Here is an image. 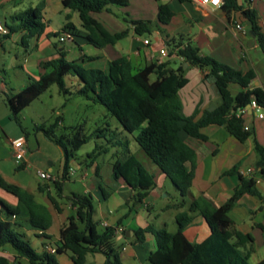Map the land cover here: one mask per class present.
Returning <instances> with one entry per match:
<instances>
[{
	"label": "trees",
	"instance_id": "1",
	"mask_svg": "<svg viewBox=\"0 0 264 264\" xmlns=\"http://www.w3.org/2000/svg\"><path fill=\"white\" fill-rule=\"evenodd\" d=\"M40 1L45 4L47 0ZM62 5L78 14L81 25L77 28L67 18V23L59 32L53 34L54 37L60 38L61 35L79 37L96 48H104L117 44L129 34L128 30L112 34L92 17L93 13L108 11L112 5L126 7L129 5V0H62ZM222 9L227 14L240 11L249 20L252 33L264 52V34L258 27L256 13L250 9L243 10L239 0H224ZM43 10L44 8L38 6L30 7L13 16L12 21L16 25L6 26L9 34L5 36L23 32L22 44L27 46V37L38 36L46 28ZM173 16L174 13L168 4L159 6L160 26L168 25ZM127 22L140 36L152 32V22L132 19H128ZM47 37L49 38L50 35ZM166 45L170 49L169 58L177 56L183 61L177 69L171 67L170 60L136 68L128 58L121 57L111 62L108 70L104 72L84 67L85 63L94 61V58L81 56L69 61L66 58L67 52L57 49L59 57L43 64L45 73L39 80L30 82L15 95L6 96L12 117L19 122V114L54 85L67 93L65 78L73 75L81 82L77 95L103 105L117 119L121 128L134 137L135 142L151 162L170 180L179 196L185 198L195 180L196 152L182 140L181 133L184 132L191 138L206 142L208 138L202 134V129L216 125L225 127L230 135L240 142H245L252 134L250 130H245V122L237 117V113L245 109L254 99L264 108V90L260 87H250L256 78L254 71H238L210 56L202 55L199 48L182 35L166 41ZM184 64L206 72V78L214 83L221 98V103L216 109L205 112L197 121L193 117L183 115L178 96L179 90L189 82ZM152 76H155L154 80L151 79ZM234 84L242 89L235 96L230 91V86ZM61 120L62 118L58 117L49 128L37 127V129L43 130L46 139L63 149L66 161L62 179L67 180L71 153L80 150L83 145L94 139V134L85 135L81 129H74L71 138L68 139L71 145L70 151L64 141L65 137L55 135ZM97 138L102 137L97 136ZM117 145H125L129 151L128 141L112 143L111 140H107V147L96 145L89 157L97 158L108 153L109 146L117 147ZM256 150L261 158L260 166L263 168L264 148L257 145ZM235 173V169L227 172L228 175ZM113 175L115 179L124 180L135 191L127 204L129 213L141 205L156 188L155 175L146 170L131 154L124 160H115ZM239 177L240 188L236 189L233 196L219 208H214L202 197L194 198L187 211L176 215L175 232L165 229L155 230L152 226L138 230L135 233L136 242L142 244L147 234H152L156 239L157 249L149 255L148 262L150 264H249L254 252V238L239 231H230V223L226 220L242 195L257 194L252 179ZM53 183L60 194L63 184L58 180ZM97 187L103 198L107 199L111 194L101 180L97 182ZM0 188L26 207L29 213L28 223L34 229L43 232L50 229L52 216L49 210L38 203L31 193L6 182L1 176ZM50 200L54 201L52 198ZM70 200L76 212L68 218L66 225L60 230L55 255L47 252L37 254L24 237L15 231L13 224L1 216L0 249L11 247L18 258L27 259L30 264H58L56 256L60 254L68 255L72 264H85L88 254L104 255L107 259L106 264H122L114 243L116 228L106 227L102 233L96 230L92 196L72 194ZM195 215L203 217L211 231L208 238L201 243H192L185 235V229L194 222ZM0 264L8 263L0 258ZM257 264H264V260Z\"/></svg>",
	"mask_w": 264,
	"mask_h": 264
},
{
	"label": "crops",
	"instance_id": "2",
	"mask_svg": "<svg viewBox=\"0 0 264 264\" xmlns=\"http://www.w3.org/2000/svg\"><path fill=\"white\" fill-rule=\"evenodd\" d=\"M24 1L0 0V21L5 26H8L6 14L13 18L16 14L21 13H17V10ZM50 3L55 7L56 13L65 17L64 25L69 18L77 28L80 27L81 22L78 14L64 8L62 0L46 1L43 7L44 20H46L47 9L51 6ZM161 4H168L174 13L172 20L166 26L158 24V8ZM239 5L243 10L250 9L256 13L258 27L263 33L264 0H239ZM8 7H11L12 10L6 12ZM75 17L78 19V25L72 21ZM92 17L112 34L125 30H128L129 34L117 44L108 45L104 48H96L88 44L85 39L74 37L72 40L79 48L78 54H70L71 50L62 47L63 45L55 47L56 51L47 57L37 54L34 65L39 71V78L45 73L43 64L59 57L57 49L65 50L67 59L70 56L73 60L81 56L94 58V61L85 63L84 67L99 69L98 66L101 65L102 69L99 70L104 72L108 70L111 62L121 57L128 58L136 68L170 60L171 67L177 69L183 63L182 59L177 56L162 57L157 48L161 44L166 45V41L182 35L191 40L199 48L202 55L210 56L238 71H254L256 78L250 87H260L264 90V52L256 36L252 33L251 23L240 11L227 14L222 7L215 8L204 5L202 0H129V5L126 7L112 5L108 11L93 13ZM128 19L152 22V32L142 36L136 34L134 27L127 22ZM237 24H240L243 30H238ZM12 36L13 34L9 37L0 34V59L2 55H6L1 54V52H7L5 49L8 44L7 41ZM145 41H149V44L146 45ZM86 47L89 48L86 49ZM166 47L170 52L169 47L167 45ZM184 69L189 82L179 90L178 96L182 104L183 115L193 117L197 121L205 112L216 109L221 103V98L214 83L206 78V72L188 64H184ZM21 70L27 76V80H21L15 74L14 79L21 81V85L18 87H15L12 81L7 78L6 70H0V176L6 182L28 191L38 203L45 206L52 216L50 229L55 224L56 232L51 234L48 233L50 229L46 232L34 229L28 223L29 213L26 207L1 188L0 216L12 223L17 233H33L40 242L41 253L51 254L49 250L56 249L60 230L66 225L68 218L75 215L76 209L71 204V195H90L93 201L96 200L99 203L97 207L94 205L95 213L93 216L97 232L102 233L109 226L116 228L114 243L121 263L150 264L148 258L157 249L156 239L152 234H147L144 242L140 244L135 239V233L138 230L152 226L155 230L165 229L169 232H175L177 227L174 228L173 223H176V215L179 212L187 211L194 198L202 197L214 208H219L233 196L236 189L240 188L239 176L252 179L257 194L242 195L226 220L230 223V231H239L254 238V252L249 261L257 256L258 252L264 251V167L260 166L261 158L256 150L257 145L264 148V117L259 118L255 111L248 112L245 124L250 127L252 136L245 142L238 141L223 126L213 125L202 129V134L208 138L206 142L191 138L182 132V140L196 152L195 180L189 194L185 198H181L178 193V196H174L167 192L162 196L167 190L165 185L168 179L148 158L149 162L147 163L150 165L148 171L155 175L156 188L150 192L141 205L129 213L127 204L135 191L124 180L114 178L113 164L116 152L112 153L110 159L112 162L108 167L109 170L105 173H103L101 164L97 162L101 156L91 158L88 154L91 161L89 164H84L83 173L78 177L83 191L70 190L69 195L64 193L65 184L70 181L72 176L76 175L78 169L74 167V162L71 163L69 160L68 179H62L66 160L61 147L56 145L63 157V162L60 161V168L56 175H54L56 159L51 155L46 156V153L40 149L33 153L28 147L24 161L19 163L16 160L11 141L20 136H25V134L20 135L17 126H15L16 123L12 120V112L7 105L6 96L19 93L35 80L29 71L22 67ZM230 91L235 96L242 89L234 84L230 86ZM132 138L134 139L133 136ZM115 148L110 147L106 154L111 153ZM43 158L48 160V165L42 163ZM232 169H235L236 173L228 175L227 172ZM40 172L52 173V176L63 184L62 192L59 194L53 181L41 179ZM99 180L106 188L108 187L111 193L107 199L103 198L97 187ZM50 198L54 201L52 202ZM160 198L163 206L160 211L156 212L154 207L156 200ZM183 200L184 203H182ZM170 223L172 224L171 227ZM169 228H172L171 231ZM210 233V228L205 219L198 215H195L194 222L185 229V235L192 243L203 242ZM91 255L95 254H88L85 264H106L107 259L104 262H99L91 259ZM63 257H67L68 262L62 261ZM0 258L5 259L8 264H19L20 260L24 259L18 258L16 252L12 248L10 250L9 247L0 249ZM56 259L58 264H72L68 255L60 254L56 256ZM262 260L264 257L259 259L257 263Z\"/></svg>",
	"mask_w": 264,
	"mask_h": 264
},
{
	"label": "rangeland",
	"instance_id": "3",
	"mask_svg": "<svg viewBox=\"0 0 264 264\" xmlns=\"http://www.w3.org/2000/svg\"><path fill=\"white\" fill-rule=\"evenodd\" d=\"M44 3L39 0H25L22 5L19 6L18 12H23L29 7H42ZM52 3H50L51 5ZM45 5V4H44ZM11 7L6 8L7 11H11ZM5 13V12H4ZM7 24L9 27L16 25L9 14H6ZM44 22L46 23V28L44 32L35 37H27V46L22 44V39L24 38L23 33H14L11 39H8V44L6 45L7 52L1 54L0 59V70L4 69L7 71V78L12 81L15 87L21 85V81L14 79L16 74L21 80H27V76L22 72L21 67L30 72L33 77V81L39 80V71L35 68L34 63L36 62L37 54H41L43 57H47L53 54L56 50L55 47H65L71 50L70 54H78L79 48L73 40H67L65 42H60L59 37H54L53 34L59 32L66 22L65 17L59 15L55 11V7L51 5L47 9ZM50 19V21H49ZM48 20V21H47ZM74 23H78V19L75 17L72 20ZM78 25V24H77ZM50 35L48 38L47 36ZM89 47H86L88 49ZM67 60L72 61L73 58L70 56ZM29 66V67H28ZM102 69V66H98ZM152 80L155 76H152ZM67 93L62 92L57 85L52 86L45 93H43L37 100H35L29 107L24 109L18 116L19 122H16L13 117L12 120L16 123L20 135L25 134L29 141L30 152L36 153L39 151H44L47 155H51L56 159V165L54 167L55 174H57L60 163L63 162V157L60 149L56 147L54 143L46 139L43 130L37 129V127H42L43 129L49 128V126L61 117V123H59L57 129L55 130L56 137L64 136L65 143L71 151V145L68 139L71 138V133L74 129H81L85 135L94 134V139H92L87 144L83 145L78 151L71 153L70 161L74 162V167H76V175L72 176L70 181L65 184L64 193L69 195L70 190L82 192L83 188L78 181V177L83 173L85 168V163L89 164L91 159L88 158L96 145H104L107 147V140H111L112 143L115 142H127L129 146V151L125 145H117L115 149L109 154H102L101 157L97 159V162L101 164L103 173L107 172L109 165L112 162V153L116 152L115 160H124L127 155H134L143 165L146 170L150 169L148 156L139 147V145L132 138V135L124 131L119 122L115 117H113L108 110L101 104L95 103L83 96L77 95V91L81 88L80 80L73 76L68 75L65 78ZM234 91V89H231ZM99 130V131H98ZM102 137V138H97ZM111 146H109L110 148ZM44 156V157H46ZM61 161V162H60ZM43 164L48 165V160L42 159ZM81 168V169H80ZM89 168V167H88ZM50 175H53L52 173ZM91 177L93 175L90 174ZM53 187V184H51ZM167 190L163 193H171L174 196H178L172 183L167 180L166 185ZM54 188V187H53ZM108 189V187H107ZM55 190V189H54ZM109 190V189H108ZM93 204L95 207L99 203L94 200ZM163 206L162 199L156 200V205L154 207L155 211L158 212ZM172 224L170 223V227ZM173 226L177 227L176 223ZM172 228H169L171 231ZM56 226L48 231V233L55 234ZM24 235V240H26L32 249L35 250L37 254H41V245L39 240L35 237L33 233L27 234L26 232L21 233ZM11 250V248L9 247ZM264 257V251L258 252L249 264H255L259 259ZM91 259H95L99 262L106 261L104 255L95 254L90 256ZM62 261L68 262L67 257H63ZM59 260V262H61ZM19 264H30L27 259L20 260ZM62 264V263H61Z\"/></svg>",
	"mask_w": 264,
	"mask_h": 264
},
{
	"label": "built area",
	"instance_id": "4",
	"mask_svg": "<svg viewBox=\"0 0 264 264\" xmlns=\"http://www.w3.org/2000/svg\"><path fill=\"white\" fill-rule=\"evenodd\" d=\"M202 4L208 5L211 7H215V8H221L224 4V0H202ZM236 28L238 30H243V28L240 24H237ZM0 34H2V35L9 34V30L1 21H0ZM263 34H264V32H263ZM67 40H72V37H70L68 35H61L59 38L60 42H65ZM145 44L148 45L149 41H145ZM157 49H158L160 56L168 57L169 52H168L165 44L159 45ZM263 110H264V108L261 107L259 105V103L254 99L245 109H242L237 113V117L244 120V122H245V120L248 116V112L249 111H255L259 118H263L264 117ZM245 130H250V127L247 126L246 124H245ZM11 146H12V149L14 150L16 160L19 163L24 161L26 154L28 152V147H29V143H28L27 138L25 136H20V137L11 141ZM39 176L41 179H44V180H49V181H55L56 180L55 177H53L52 175H50L49 173H46V172H40ZM49 251L51 254H54L56 252V249H50Z\"/></svg>",
	"mask_w": 264,
	"mask_h": 264
},
{
	"label": "water",
	"instance_id": "5",
	"mask_svg": "<svg viewBox=\"0 0 264 264\" xmlns=\"http://www.w3.org/2000/svg\"><path fill=\"white\" fill-rule=\"evenodd\" d=\"M44 7V4L42 5V7L41 8H43Z\"/></svg>",
	"mask_w": 264,
	"mask_h": 264
}]
</instances>
